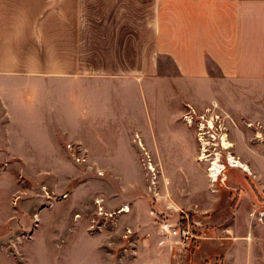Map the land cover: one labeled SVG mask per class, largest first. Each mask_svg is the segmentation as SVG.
I'll return each mask as SVG.
<instances>
[{
	"label": "crops",
	"instance_id": "1",
	"mask_svg": "<svg viewBox=\"0 0 264 264\" xmlns=\"http://www.w3.org/2000/svg\"><path fill=\"white\" fill-rule=\"evenodd\" d=\"M211 112L263 200L264 0H0V174L4 157L74 173L71 145L99 171L149 156L176 180L192 175V187H170L202 229L189 251L164 245L138 212L129 244L86 230L71 245L85 255L62 264H264V225L251 215L261 204L241 193L230 211L196 164ZM238 171L226 173L228 194Z\"/></svg>",
	"mask_w": 264,
	"mask_h": 264
},
{
	"label": "rangeland",
	"instance_id": "2",
	"mask_svg": "<svg viewBox=\"0 0 264 264\" xmlns=\"http://www.w3.org/2000/svg\"><path fill=\"white\" fill-rule=\"evenodd\" d=\"M206 119L211 122L207 124V129L199 131L204 138L199 139L196 164L205 171L208 189L220 198L221 203L230 199V211L241 193L243 196L248 192L261 204V209L252 213V218L257 221V214L264 211V198L261 200L258 197L251 170L239 158L229 154V149H225L224 141L230 142L220 134L222 128L217 114L211 112ZM210 125L211 128L208 127ZM229 155L250 170L248 173L237 168L244 175L241 171L237 172L242 176L236 182L239 190L233 194L226 193L223 187L227 185L225 176L231 169L227 165ZM148 159L152 171L147 168V158L143 156L139 165L134 158H129L128 167L124 168L130 170L124 172L99 171L97 164L92 167L79 163L81 165L72 171L74 173H62L61 162L56 172L38 173L25 166L19 158H2L5 170L0 174V184L3 185L0 197V264H62L63 261L81 259L85 254L75 253V244L71 245L81 239L86 230L88 234L102 230L101 234H105L115 230L120 235L115 237L116 244L118 239L129 244V239L134 236L131 230L133 215L138 212H143L161 228L164 245L183 246L189 251L196 237L202 235V229H199L200 225H193L192 215L185 211L186 195L172 198L170 187H174L175 191L182 186L192 187V179L189 181L186 178L192 175L181 174L183 180H176L173 177L176 174L161 172L160 166ZM213 163L223 167L217 175V182V177L214 181L209 178ZM11 164L17 167L14 172H11ZM97 201L99 204H96ZM124 208L129 211L121 213ZM68 216H71L72 222ZM122 216L126 219L122 220ZM258 223L264 225V221ZM73 225H80V228L74 229ZM122 231L125 236H122ZM102 239L106 241L104 237ZM177 253L185 257L189 255ZM102 257L105 259V254ZM99 258L98 254L94 257Z\"/></svg>",
	"mask_w": 264,
	"mask_h": 264
},
{
	"label": "bare ground",
	"instance_id": "3",
	"mask_svg": "<svg viewBox=\"0 0 264 264\" xmlns=\"http://www.w3.org/2000/svg\"><path fill=\"white\" fill-rule=\"evenodd\" d=\"M201 129H204L205 127L203 125H200L199 126ZM209 128H211V125L208 126ZM204 138V137H202ZM200 139V138H199ZM202 143V141H201ZM224 145L226 146L225 149L228 150L230 149V144L229 143H226L224 141ZM203 152H204V149H203ZM203 159V157H202ZM203 161V160H202ZM227 165L229 167H232V168H242L245 172H248L250 173V170L248 169L247 166L243 165L242 163H240L239 161H236V159L232 158L231 155H229V158L227 159ZM151 168V170H150ZM149 170L152 171V167H150ZM211 169H209V178L211 181H214L215 178L217 177V175H219L221 173V171L223 170V167L221 165H218L217 163H213L212 164V167H210ZM218 178V177H217ZM129 210L127 208H124L122 209L120 212L121 213H127Z\"/></svg>",
	"mask_w": 264,
	"mask_h": 264
},
{
	"label": "built area",
	"instance_id": "4",
	"mask_svg": "<svg viewBox=\"0 0 264 264\" xmlns=\"http://www.w3.org/2000/svg\"><path fill=\"white\" fill-rule=\"evenodd\" d=\"M200 130H201V128H200ZM202 137H204V134L203 133H200L199 134V138H202ZM67 149L72 153V158L75 160L76 163H84V160L83 159H81V158H75V151L76 150H74V148L71 145H68L67 146ZM146 158H147V168L149 169V167H150V164L149 163H151V161L148 158H150V157L149 156H146ZM150 170H151V168H150ZM151 173H153V172H151ZM217 180H218V178H216V181L215 182H217ZM96 204H99V202L97 201ZM252 216H254V214H252ZM256 218H257V221L258 222H261L262 223L264 221V211L259 212L257 214V217Z\"/></svg>",
	"mask_w": 264,
	"mask_h": 264
}]
</instances>
